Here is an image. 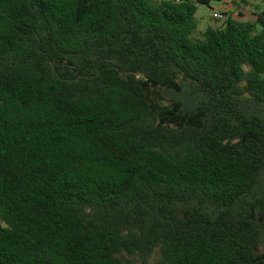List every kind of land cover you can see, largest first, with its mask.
Masks as SVG:
<instances>
[{
    "label": "trees",
    "instance_id": "16d2710c",
    "mask_svg": "<svg viewBox=\"0 0 264 264\" xmlns=\"http://www.w3.org/2000/svg\"><path fill=\"white\" fill-rule=\"evenodd\" d=\"M210 1L0 0V264H264V10Z\"/></svg>",
    "mask_w": 264,
    "mask_h": 264
},
{
    "label": "rangeland",
    "instance_id": "374dc122",
    "mask_svg": "<svg viewBox=\"0 0 264 264\" xmlns=\"http://www.w3.org/2000/svg\"><path fill=\"white\" fill-rule=\"evenodd\" d=\"M210 1V5L197 4L196 19L198 21V28L195 31V37H200L201 33L207 26H220L228 16L234 19L251 20L254 19V14L259 10H264V0H222ZM219 14L215 17L214 13ZM226 13V15H221ZM216 19H213V18ZM157 256V255H156ZM155 255L151 258V260Z\"/></svg>",
    "mask_w": 264,
    "mask_h": 264
},
{
    "label": "built area",
    "instance_id": "2783aa9c",
    "mask_svg": "<svg viewBox=\"0 0 264 264\" xmlns=\"http://www.w3.org/2000/svg\"><path fill=\"white\" fill-rule=\"evenodd\" d=\"M213 15H214L215 17H216V16H217V17L219 16V14H217L216 12H215Z\"/></svg>",
    "mask_w": 264,
    "mask_h": 264
},
{
    "label": "crops",
    "instance_id": "0c3cea01",
    "mask_svg": "<svg viewBox=\"0 0 264 264\" xmlns=\"http://www.w3.org/2000/svg\"><path fill=\"white\" fill-rule=\"evenodd\" d=\"M219 2H223V1H219Z\"/></svg>",
    "mask_w": 264,
    "mask_h": 264
}]
</instances>
